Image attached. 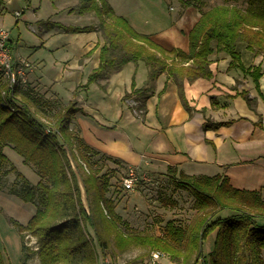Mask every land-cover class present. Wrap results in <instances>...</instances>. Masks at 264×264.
<instances>
[{
  "label": "trees",
  "instance_id": "1",
  "mask_svg": "<svg viewBox=\"0 0 264 264\" xmlns=\"http://www.w3.org/2000/svg\"><path fill=\"white\" fill-rule=\"evenodd\" d=\"M178 1L200 10L187 35V50L166 47L152 35L137 31L107 0H78L69 11L92 12L96 21L83 26H59L72 33L96 31L102 39L99 63L88 74L84 86L107 77L128 62L142 61L147 69L144 86L136 88L133 76L132 88L123 99L134 98L140 102V108H145L157 77L164 73L166 80L177 85L180 98L187 106L183 96L184 82L212 77L209 56L214 51L227 53L230 56L228 68L241 69L251 76L255 85H259L263 73L261 66L245 67L237 46L244 43L254 55L264 58V0H247L244 8L223 2L205 10L193 0ZM3 8L4 0H0V10ZM7 44L15 57L13 46L9 41ZM18 87L15 83L0 84V165L9 162L3 152V147L9 145L22 156L25 164L34 167L39 180L30 183L13 164L0 171V177L15 172L22 185L12 192L36 208L25 224L12 218L9 222L20 236L29 231L37 238L35 254L41 264H74L81 250H89L86 247L92 240L89 227L94 231L97 243L105 248L107 240L97 228L96 218L99 217H94V211L101 213L100 219L114 228L115 244L119 246L145 245L167 252L172 259L184 255L188 260L193 256L191 264H264L261 255L264 252V199L259 191L236 188L226 175H188L176 173L169 167L174 188L188 191L194 198L193 207L197 212L194 224L182 228L168 220L164 237L126 233L120 227L121 216L106 195L109 176L101 173L99 168H91V156H98V152L70 129V117L83 109L71 101L55 112L50 125L36 113L39 105L47 108L46 103L40 104L38 98L30 99L31 93ZM29 102L35 104V110ZM101 157L120 163L109 156ZM83 164L90 169L85 171ZM81 185L87 206L82 199ZM102 203L109 212L108 217L104 216ZM224 209L229 210V214L219 216ZM211 234L212 245L206 254L203 243ZM21 248L25 263L30 253L23 241ZM0 264H3L1 254Z\"/></svg>",
  "mask_w": 264,
  "mask_h": 264
},
{
  "label": "crops",
  "instance_id": "2",
  "mask_svg": "<svg viewBox=\"0 0 264 264\" xmlns=\"http://www.w3.org/2000/svg\"><path fill=\"white\" fill-rule=\"evenodd\" d=\"M17 1L6 0L5 9ZM39 1L56 5L59 0ZM107 1L115 9L111 0ZM77 2L71 0L56 6L47 17L40 19L44 22L41 24L44 32L37 45L56 55L51 63L55 68L57 63L59 65L55 79L66 80L64 83L68 85L45 84L43 73L35 72L40 66L14 53L15 59L28 66V81L40 84L28 85L32 88L30 99H40L39 103L45 102L47 108L56 103H60L61 108L75 101L83 111L70 117V129L97 151L98 156L120 161L121 165L115 166L136 165L142 171L161 175L170 174L169 167L176 173L188 175L222 174L229 178L232 186L257 190L264 199V58L254 55L244 43L237 46L245 67L260 65L262 68L259 85H255L251 76L241 69L228 68L230 56L227 53L214 51L209 56L212 77L184 82L183 96L187 106L180 98L177 85L166 80L162 73L145 101L143 113L138 116L133 110L139 111V105L133 108L127 103L129 99L123 97L132 88L133 76L136 88L144 86L147 76L144 62H128L107 77L84 86L88 74L99 63L102 41L96 31L72 33L59 25L83 26L96 19L91 14L90 23L65 24L52 18L54 14L68 13ZM5 9L0 10V29H4ZM23 9L13 8L16 22L24 19L27 12L38 18L33 8ZM199 15L192 21L181 15L179 20L187 24L181 30H190ZM174 27L171 24L163 30L153 27L140 32L152 35L166 47L187 50L186 33ZM60 49L66 53L65 57L58 55ZM29 104L35 110V104ZM39 106L40 113H36L43 116L46 107Z\"/></svg>",
  "mask_w": 264,
  "mask_h": 264
},
{
  "label": "rangeland",
  "instance_id": "3",
  "mask_svg": "<svg viewBox=\"0 0 264 264\" xmlns=\"http://www.w3.org/2000/svg\"><path fill=\"white\" fill-rule=\"evenodd\" d=\"M68 1L70 2L71 0H59L57 2L58 4L55 5L52 3V5H50L48 2H40L39 0H18L14 2V4L9 5L8 9H5L6 0H4L3 9L6 10L4 12L5 18H3L4 29L8 31V41L11 46H13L14 53L27 57L31 61L30 63L33 62L36 66L39 65L40 67L36 68L35 72L43 73V78H45L43 82L47 85L68 84L64 83L66 80L59 82L58 79H55L59 71V65L57 63L55 68L51 63L52 59L56 58V55L49 54L46 49L37 46L40 43L38 41L41 40V32H44V26L41 25L44 22L40 19L47 17L50 14L49 12L56 6L64 5ZM193 1L199 5L202 10L223 2L235 3L242 8L247 5V0ZM111 2L115 7V12L124 16L136 30H139V32L141 30L147 31L153 27L155 30H163L171 24L172 26H176L174 28L179 32L181 29L186 28L187 25L179 20L181 15L184 14L187 19L192 21L200 12L198 8L194 6L187 7L178 0H111ZM21 7H24V11H30V9L33 8L38 18L35 19L31 12H27L23 16L24 19L17 20L16 22L13 8ZM91 14L96 19V16L92 12L83 15L80 14V16L70 11L68 13L63 12L57 15L54 14L52 18L65 24H86L91 22L93 18ZM181 32L184 31L181 30ZM188 32L189 30L184 32L186 33L187 39ZM62 33H64L63 30ZM99 39L102 41L100 34ZM65 54L66 53H63L60 49L58 55L62 58L65 57ZM11 56L12 71L21 72V74H15V85H19L18 89L22 91L27 90L28 92H32V88L28 85L40 84L29 82L27 78L28 66L24 64L25 62L15 59L13 55ZM45 62H47L46 65L42 66ZM188 64L189 63H186V65ZM35 65H33V67ZM241 82L243 81L241 80ZM1 83L7 85L10 83L7 72L2 67H0V84ZM69 84H72V82H69ZM133 100L134 104H132L130 100L127 103L133 108H136L140 102L134 98ZM59 108L60 103L52 104L51 108H43L44 113L43 116L40 117H43L47 123L52 125L54 120L53 115ZM143 111V108H140L139 111L133 110V113L140 116ZM3 152L8 157L9 162L6 161L0 165V171L9 168L10 165L13 164L30 183H37L39 175L32 165L25 164L22 156L9 145L3 147ZM90 164L92 169L99 168L101 169V173L109 176V191L106 195L109 199H112L115 212L122 218L123 223H120V227L124 232L137 235H150L151 237H164L165 225L168 220L173 221L175 226L182 228H187L194 224L197 216V212L193 207L194 198L188 191L176 190L170 174H151L140 170V173H142L144 177L142 176L138 179L135 190L125 191L120 187L119 182V176L123 171L122 166H115L116 164L107 161L105 157L96 155L91 156ZM84 168L85 171L90 169L88 165H85ZM15 176V172L12 171L0 177V254L2 261L3 264H41L37 254H35V251L38 249V242L36 243L37 238L35 239L33 236H27L26 233H30L29 231L22 232L21 238L17 228L9 222V218H12L25 224L36 210L32 203L24 202L12 192L14 190L18 191L22 185V181L16 179ZM81 189L82 199L87 206L82 185ZM91 203L93 204L92 201ZM102 204L101 207L103 206L102 211L104 216L108 217L109 212L105 204ZM228 211L229 210L226 209L220 211L219 216H227L229 214ZM93 213L94 217H99L96 218L98 224L97 228L101 232L102 237L107 240V246L102 248L97 243L95 233L89 227L88 232L92 238L91 242H88L86 246L89 250H86V248L85 250H81L78 256L79 259L76 260L74 264H97L106 257L114 264H191L193 256L188 260L184 258V255L179 256L177 259H172L167 252L153 250L145 245H116L114 228L100 219L102 217L101 213L98 211H94ZM212 240L213 234L203 243V250L206 254L211 248ZM22 241L30 253V258H27L25 263H23L24 258L22 257ZM155 252L161 253L159 258L153 257V253ZM96 255L98 256L96 257ZM261 255L264 262L263 251ZM197 264H201V262Z\"/></svg>",
  "mask_w": 264,
  "mask_h": 264
},
{
  "label": "built area",
  "instance_id": "4",
  "mask_svg": "<svg viewBox=\"0 0 264 264\" xmlns=\"http://www.w3.org/2000/svg\"><path fill=\"white\" fill-rule=\"evenodd\" d=\"M18 14L19 13H16V15ZM8 39H9L8 32L5 29H0V67L6 70L7 75L10 79V83L13 84L16 80L15 74L16 73L21 74V72L12 71V68H11L12 56H11L10 48L7 45ZM129 100L131 101L132 104H134L133 99H129ZM142 176L144 177V175L140 173V169L136 165H130V164L125 165L123 167V171L121 172L119 176L120 187L125 191H133L136 188L138 179L141 178ZM26 234L29 237L31 236L35 237L31 233H26ZM160 255H161L160 252L153 253L154 258H159ZM97 264H114V263L106 257Z\"/></svg>",
  "mask_w": 264,
  "mask_h": 264
}]
</instances>
